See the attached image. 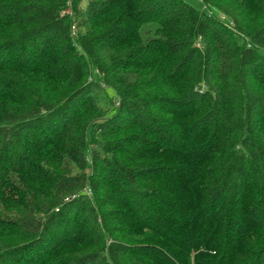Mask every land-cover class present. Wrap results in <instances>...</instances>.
I'll use <instances>...</instances> for the list:
<instances>
[{
    "label": "trees",
    "instance_id": "1",
    "mask_svg": "<svg viewBox=\"0 0 264 264\" xmlns=\"http://www.w3.org/2000/svg\"><path fill=\"white\" fill-rule=\"evenodd\" d=\"M202 2L0 0V264H264V0Z\"/></svg>",
    "mask_w": 264,
    "mask_h": 264
},
{
    "label": "rangeland",
    "instance_id": "2",
    "mask_svg": "<svg viewBox=\"0 0 264 264\" xmlns=\"http://www.w3.org/2000/svg\"><path fill=\"white\" fill-rule=\"evenodd\" d=\"M185 1L190 3L191 5H193L196 8H199V9H204L205 8L202 0H185Z\"/></svg>",
    "mask_w": 264,
    "mask_h": 264
},
{
    "label": "built area",
    "instance_id": "3",
    "mask_svg": "<svg viewBox=\"0 0 264 264\" xmlns=\"http://www.w3.org/2000/svg\"><path fill=\"white\" fill-rule=\"evenodd\" d=\"M72 0H68V5H71ZM71 12V8L66 9L65 13Z\"/></svg>",
    "mask_w": 264,
    "mask_h": 264
}]
</instances>
